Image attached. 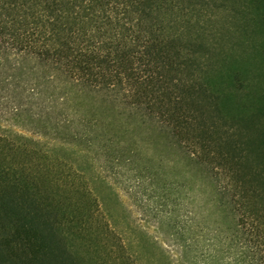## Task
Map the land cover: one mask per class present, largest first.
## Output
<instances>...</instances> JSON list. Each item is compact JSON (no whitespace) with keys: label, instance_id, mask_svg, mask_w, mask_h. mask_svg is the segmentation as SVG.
Here are the masks:
<instances>
[{"label":"trees","instance_id":"obj_1","mask_svg":"<svg viewBox=\"0 0 264 264\" xmlns=\"http://www.w3.org/2000/svg\"><path fill=\"white\" fill-rule=\"evenodd\" d=\"M0 264H264V0H0Z\"/></svg>","mask_w":264,"mask_h":264},{"label":"rangeland","instance_id":"obj_2","mask_svg":"<svg viewBox=\"0 0 264 264\" xmlns=\"http://www.w3.org/2000/svg\"><path fill=\"white\" fill-rule=\"evenodd\" d=\"M116 192L119 194L120 199H123L127 207L129 206L132 210V220L143 223L153 234H159V232L157 233V225L155 226V222L153 220L149 221V218H146L140 207H137L135 204H133V200L129 198L125 188L122 185H117Z\"/></svg>","mask_w":264,"mask_h":264}]
</instances>
